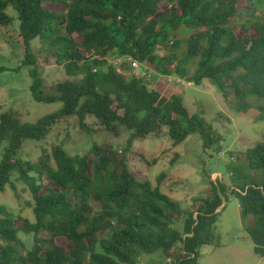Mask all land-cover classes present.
I'll use <instances>...</instances> for the list:
<instances>
[{
  "label": "trees",
  "instance_id": "1",
  "mask_svg": "<svg viewBox=\"0 0 264 264\" xmlns=\"http://www.w3.org/2000/svg\"><path fill=\"white\" fill-rule=\"evenodd\" d=\"M241 1L247 17L236 22ZM8 7L18 14L24 52L11 70L36 64L30 41L38 38L55 48L67 78L44 94L38 70L29 71L35 101L62 103L36 122L21 121L22 104L0 112V145L7 142L0 192L7 184L15 190L10 177L16 175L30 191L34 216L31 222L0 204V264H140L142 254L156 252L158 264H199L198 250L213 242L228 191L242 215L254 217L247 232L253 252L264 257V141L243 153L245 164L238 156L229 159L228 183L220 172L212 178L216 172L203 164L208 190L187 208L129 167L132 141L162 126L174 144L198 134L210 158L222 140L201 115L189 114L180 90L166 96L151 86L152 75L194 85L206 78L237 113L252 107L249 94L262 100L257 107L264 116V0H0V26L13 20ZM128 56L141 64L140 76L126 73ZM112 57L120 58L122 72ZM71 117L81 130L90 132L85 120L92 117L96 129L117 136L123 127L130 135L120 152L94 144L87 154L70 155L60 141L50 151L41 148L36 161L18 157L26 140H44L52 126ZM44 230L48 238L41 237ZM19 232L32 234L31 248L20 250ZM56 237H64V244H56Z\"/></svg>",
  "mask_w": 264,
  "mask_h": 264
},
{
  "label": "rangeland",
  "instance_id": "2",
  "mask_svg": "<svg viewBox=\"0 0 264 264\" xmlns=\"http://www.w3.org/2000/svg\"><path fill=\"white\" fill-rule=\"evenodd\" d=\"M52 9H60L58 5L44 4ZM240 14L235 19L242 21L247 17L246 2L239 3ZM6 12L12 16L10 25L0 26V67L7 68L0 72V112L19 107L21 104L24 113L21 121L34 123L40 117L55 112L62 107V103L37 102L32 98L30 92L31 77L29 71L36 68L43 79L42 92L51 93V86L67 78L63 66L56 64L55 48H49L46 41L34 38L30 41V49L36 57V64L33 66H21L18 70H11L17 67L23 59V48L19 44L18 36V14L11 7ZM259 14V11L256 12ZM233 20V18L231 19ZM241 33V31H239ZM77 41L80 40L75 35ZM116 57H112L113 61ZM159 76L152 75L149 80L151 86L158 87L161 93L166 96L179 93L183 98V104L189 114H199L209 123L222 140L215 146L218 149L213 157H209L203 151L202 142L196 133L189 134L184 141L178 144L170 139L167 134V127L162 126L157 134H150L142 140H133L129 167L137 176L148 181L152 188H158L161 192L180 200L183 208L193 203V197L205 194L209 184L204 179L202 166L211 172L212 177H220L222 182L228 183L225 176L226 166L229 159L238 160L245 164L243 153L256 143L264 141V116L260 118L261 112L257 105L262 100L252 95H246V99L252 103V107L246 114L237 113L223 99V96L208 79H203L201 84L194 85L191 82L178 86L173 80L166 77L158 80ZM172 83L175 85L173 86ZM178 86V88H176ZM25 110V111H24ZM75 117L68 118L52 126L44 140H26L18 152V157L23 160L36 161L40 155L41 148L50 151L52 144L62 141V146L70 155L87 154L94 144L112 146L121 151L130 131L120 127L116 136L108 133L101 127H93L97 122L92 118H86L90 132L81 130ZM7 145L4 141L0 145V158L3 149ZM231 157H229V153ZM91 173V169L89 170ZM220 172V173H219ZM165 173V177L159 180V175ZM10 180L15 185L13 190L9 184L0 192V204H4L15 216L27 218L31 222L34 216L31 207L27 202H32V196L28 187L16 175H11ZM44 183L47 180L44 179ZM224 196V207L216 217L214 240L211 244L202 245L199 250V264H264V257L256 255L252 250V241L248 235L247 228L251 227L254 217L251 214L243 216L238 201L231 195ZM102 235H104L102 233ZM50 233L42 231L41 237L48 238ZM23 243L21 251L32 247V234L18 233ZM55 242L63 245L64 237H56ZM160 253L142 254L140 264H152L160 261Z\"/></svg>",
  "mask_w": 264,
  "mask_h": 264
},
{
  "label": "built area",
  "instance_id": "3",
  "mask_svg": "<svg viewBox=\"0 0 264 264\" xmlns=\"http://www.w3.org/2000/svg\"><path fill=\"white\" fill-rule=\"evenodd\" d=\"M125 59H126V62H127V69H128V71L126 73L128 75H131V76H140L141 75V64L137 60L133 59L130 56L125 57ZM114 60L113 61H114L115 65L117 66L116 67L117 71L118 72H122L123 70L121 69L120 64H119L120 58L117 57ZM147 76L150 77L151 75L148 74ZM176 82H179L181 84H184L185 83L184 80H181V79H176Z\"/></svg>",
  "mask_w": 264,
  "mask_h": 264
},
{
  "label": "clouds",
  "instance_id": "4",
  "mask_svg": "<svg viewBox=\"0 0 264 264\" xmlns=\"http://www.w3.org/2000/svg\"><path fill=\"white\" fill-rule=\"evenodd\" d=\"M128 70V69H127ZM151 78V76L150 77H148V79H150ZM185 82V81H184ZM188 83H190V82H188Z\"/></svg>",
  "mask_w": 264,
  "mask_h": 264
},
{
  "label": "crops",
  "instance_id": "5",
  "mask_svg": "<svg viewBox=\"0 0 264 264\" xmlns=\"http://www.w3.org/2000/svg\"><path fill=\"white\" fill-rule=\"evenodd\" d=\"M162 77V76H161ZM169 77V80H170V78H172V76H168Z\"/></svg>",
  "mask_w": 264,
  "mask_h": 264
}]
</instances>
